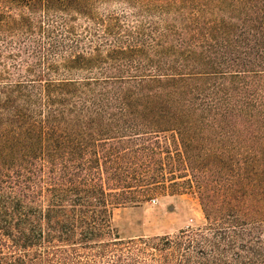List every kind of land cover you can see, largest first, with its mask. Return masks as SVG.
Masks as SVG:
<instances>
[{
  "label": "trees",
  "instance_id": "obj_1",
  "mask_svg": "<svg viewBox=\"0 0 264 264\" xmlns=\"http://www.w3.org/2000/svg\"><path fill=\"white\" fill-rule=\"evenodd\" d=\"M263 223L264 0H0V264H264Z\"/></svg>",
  "mask_w": 264,
  "mask_h": 264
},
{
  "label": "rangeland",
  "instance_id": "obj_2",
  "mask_svg": "<svg viewBox=\"0 0 264 264\" xmlns=\"http://www.w3.org/2000/svg\"><path fill=\"white\" fill-rule=\"evenodd\" d=\"M114 7L120 8V5ZM206 224L200 200L194 192L158 193L138 206L116 208L113 219V226L123 239L175 234L181 229H197Z\"/></svg>",
  "mask_w": 264,
  "mask_h": 264
},
{
  "label": "built area",
  "instance_id": "obj_3",
  "mask_svg": "<svg viewBox=\"0 0 264 264\" xmlns=\"http://www.w3.org/2000/svg\"><path fill=\"white\" fill-rule=\"evenodd\" d=\"M153 201H154V202H156V200H155V199H153Z\"/></svg>",
  "mask_w": 264,
  "mask_h": 264
}]
</instances>
